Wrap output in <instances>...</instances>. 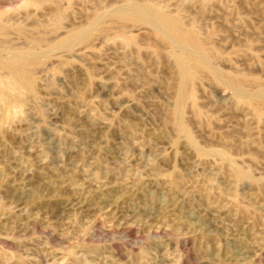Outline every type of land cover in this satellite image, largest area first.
Returning <instances> with one entry per match:
<instances>
[{"label": "rangeland", "instance_id": "obj_1", "mask_svg": "<svg viewBox=\"0 0 264 264\" xmlns=\"http://www.w3.org/2000/svg\"><path fill=\"white\" fill-rule=\"evenodd\" d=\"M141 5L208 50L184 103L194 49L118 15ZM16 55L33 84L0 95V264H264V105L245 102L264 90V0H0V59Z\"/></svg>", "mask_w": 264, "mask_h": 264}, {"label": "bare ground", "instance_id": "obj_2", "mask_svg": "<svg viewBox=\"0 0 264 264\" xmlns=\"http://www.w3.org/2000/svg\"><path fill=\"white\" fill-rule=\"evenodd\" d=\"M130 9H132V6L130 7ZM118 15L124 19L152 20L154 18H157L159 20L160 26L163 28L165 32L164 34L170 37L176 44L178 45L181 44V45L188 46L194 49L192 53H189V54L183 53V54L176 56V63H177L179 72L183 75V84L181 88L180 101L184 103V100H186V98L190 95L188 82L191 79L193 72L196 70H207V66H206V62L204 58L209 53H208V50L204 47L198 35L194 31L185 28L182 25L179 18L177 19L174 17H170L160 12L154 6L141 5L139 7H136L135 13H133V15H130V14H129L130 16L127 15V12L125 10L119 11ZM26 59L24 57L20 58L18 55H16L15 57L9 60L0 59L1 66L7 68L10 72L9 74H11L10 77H12V79L10 78L11 80L8 82L9 88L2 89L1 94H0L3 101L6 103V105L8 104V106L9 105L11 106V103L13 101V98L12 96H10L8 91L17 90V89L19 90V88L21 87L28 88V89L32 88L33 83L31 82L29 72H27L25 69L26 66L29 64V62H27ZM226 79L234 87L238 86L240 88L241 83L238 85L239 79H237L238 80L237 81L235 78L230 77V76H226ZM245 102L246 104H249V105H254L256 104V102H260L264 105V90L260 91L254 97H248L245 100ZM259 106H261V104H259ZM259 106L254 108L257 116H261L263 114L262 108ZM179 109H180V106H179ZM180 127L183 131H186V128L183 125H180ZM236 172L239 176H244V173L242 171L238 170Z\"/></svg>", "mask_w": 264, "mask_h": 264}]
</instances>
